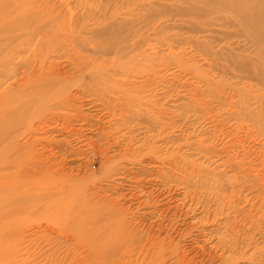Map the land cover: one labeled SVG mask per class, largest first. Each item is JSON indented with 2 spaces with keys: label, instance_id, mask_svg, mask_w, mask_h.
<instances>
[{
  "label": "rangeland",
  "instance_id": "rangeland-1",
  "mask_svg": "<svg viewBox=\"0 0 264 264\" xmlns=\"http://www.w3.org/2000/svg\"><path fill=\"white\" fill-rule=\"evenodd\" d=\"M263 255L264 0H0V264Z\"/></svg>",
  "mask_w": 264,
  "mask_h": 264
},
{
  "label": "bare ground",
  "instance_id": "bare-ground-1",
  "mask_svg": "<svg viewBox=\"0 0 264 264\" xmlns=\"http://www.w3.org/2000/svg\"><path fill=\"white\" fill-rule=\"evenodd\" d=\"M222 232V231H221ZM222 234V233H221ZM226 237V236H225ZM224 237V238H225ZM248 241V240H247ZM231 243V242H230ZM248 244V243H247ZM231 244H226L223 239H219L218 242L215 244V248L219 251H221V255H224V253H227L228 251L232 250L233 247L230 246ZM250 245V244H249ZM237 250V249H236ZM262 255V254H261ZM264 256V255H263ZM229 259H225L222 264L229 263Z\"/></svg>",
  "mask_w": 264,
  "mask_h": 264
}]
</instances>
